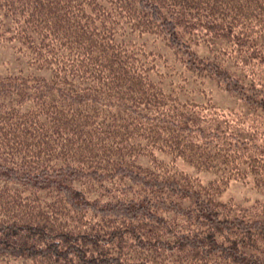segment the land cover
<instances>
[{
  "label": "trees",
  "instance_id": "16d2710c",
  "mask_svg": "<svg viewBox=\"0 0 264 264\" xmlns=\"http://www.w3.org/2000/svg\"><path fill=\"white\" fill-rule=\"evenodd\" d=\"M0 15L50 72L0 75V264H264V202L216 200L232 181L264 191V0H0ZM145 36L192 78L168 80Z\"/></svg>",
  "mask_w": 264,
  "mask_h": 264
},
{
  "label": "rangeland",
  "instance_id": "374dc122",
  "mask_svg": "<svg viewBox=\"0 0 264 264\" xmlns=\"http://www.w3.org/2000/svg\"><path fill=\"white\" fill-rule=\"evenodd\" d=\"M14 35V21L12 22L11 20H6L0 15V75L6 76L9 74H16L24 76H48L50 74L49 71H40L32 67L29 62L27 52L25 49H20L22 45L19 40L14 38ZM141 39V42L145 43L142 45V48H145L147 51L155 55L157 62H159L161 71H163L166 76H169L168 80L172 78L173 84L180 85L185 83L187 79L192 78L189 74L184 73L186 71L182 70L179 66H185L184 63L177 59L175 52L163 41L155 37L147 36ZM196 51L201 55L210 56L211 58L214 57V53L209 51L208 47L199 46L196 48ZM173 66L177 67V70H174ZM232 70L236 73L235 69L232 68ZM174 71H178L180 74L176 75ZM206 81L207 83L204 84L206 90L209 95H213L216 104L223 107V109L233 108L244 112L242 102L238 97L224 91L220 86L216 85L215 82L204 78V82ZM194 82L196 81L191 80L189 84L190 89L203 85H197ZM175 168L184 173L199 177L204 183H207L214 178L213 173L198 171L194 166L184 162L182 159L176 160ZM216 200L220 202L232 201L233 203L247 207L256 201L264 202V191L254 188L251 183L232 181L220 194L216 196Z\"/></svg>",
  "mask_w": 264,
  "mask_h": 264
}]
</instances>
